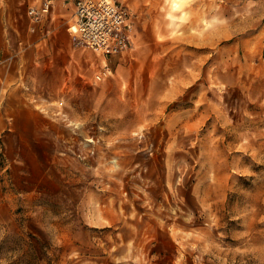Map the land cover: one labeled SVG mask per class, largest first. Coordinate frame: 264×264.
Here are the masks:
<instances>
[{
	"label": "rangeland",
	"instance_id": "rangeland-1",
	"mask_svg": "<svg viewBox=\"0 0 264 264\" xmlns=\"http://www.w3.org/2000/svg\"><path fill=\"white\" fill-rule=\"evenodd\" d=\"M115 1L58 150L0 136V264H264V0Z\"/></svg>",
	"mask_w": 264,
	"mask_h": 264
},
{
	"label": "crops",
	"instance_id": "crops-1",
	"mask_svg": "<svg viewBox=\"0 0 264 264\" xmlns=\"http://www.w3.org/2000/svg\"><path fill=\"white\" fill-rule=\"evenodd\" d=\"M40 1L0 0V136L16 139L18 153L46 162L60 143L62 109L55 103L64 99L69 107L74 95L89 91L94 65L117 55L97 58L74 42L67 27L75 0L57 1L36 21L28 9ZM64 113L68 120L79 116ZM6 146L12 152L11 142Z\"/></svg>",
	"mask_w": 264,
	"mask_h": 264
},
{
	"label": "built area",
	"instance_id": "built-area-1",
	"mask_svg": "<svg viewBox=\"0 0 264 264\" xmlns=\"http://www.w3.org/2000/svg\"><path fill=\"white\" fill-rule=\"evenodd\" d=\"M57 1L41 0L38 5L30 6L28 12L37 21L48 14ZM62 1L67 3V0ZM127 13V6L115 0H75L67 28L79 46L101 56L122 55L133 47ZM107 71V67L99 70L94 79L102 80Z\"/></svg>",
	"mask_w": 264,
	"mask_h": 264
}]
</instances>
